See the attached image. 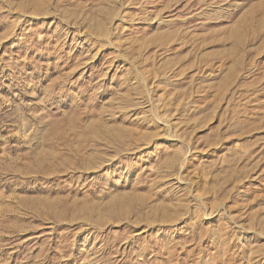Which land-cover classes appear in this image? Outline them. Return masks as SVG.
<instances>
[{
    "label": "rangeland",
    "instance_id": "1",
    "mask_svg": "<svg viewBox=\"0 0 264 264\" xmlns=\"http://www.w3.org/2000/svg\"><path fill=\"white\" fill-rule=\"evenodd\" d=\"M0 264H264V0H0Z\"/></svg>",
    "mask_w": 264,
    "mask_h": 264
}]
</instances>
